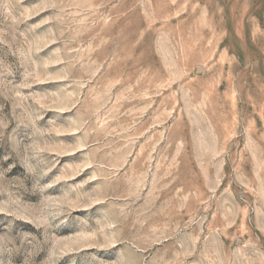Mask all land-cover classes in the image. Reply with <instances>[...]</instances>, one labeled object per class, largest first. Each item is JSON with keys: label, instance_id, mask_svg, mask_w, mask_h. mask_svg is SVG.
I'll list each match as a JSON object with an SVG mask.
<instances>
[{"label": "rangeland", "instance_id": "obj_1", "mask_svg": "<svg viewBox=\"0 0 264 264\" xmlns=\"http://www.w3.org/2000/svg\"><path fill=\"white\" fill-rule=\"evenodd\" d=\"M0 264H264V0H0Z\"/></svg>", "mask_w": 264, "mask_h": 264}]
</instances>
